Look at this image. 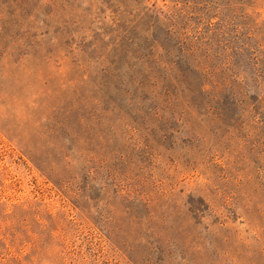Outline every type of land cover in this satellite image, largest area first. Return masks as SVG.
<instances>
[{
    "label": "rangeland",
    "instance_id": "rangeland-1",
    "mask_svg": "<svg viewBox=\"0 0 264 264\" xmlns=\"http://www.w3.org/2000/svg\"><path fill=\"white\" fill-rule=\"evenodd\" d=\"M0 264H264V0H0Z\"/></svg>",
    "mask_w": 264,
    "mask_h": 264
},
{
    "label": "trees",
    "instance_id": "trees-1",
    "mask_svg": "<svg viewBox=\"0 0 264 264\" xmlns=\"http://www.w3.org/2000/svg\"><path fill=\"white\" fill-rule=\"evenodd\" d=\"M174 13H171L170 15L167 13L165 14V17H169V19H166L169 25L172 24V17L179 15V12L177 14ZM225 26L226 24L222 23L215 24L213 26H210L209 23H207L201 34L198 35L196 43L193 46L194 49L187 55L189 57H193V55H195V57L197 55H200V61L206 62L208 58L213 56V54L219 53L221 49H225L226 47H228L231 39L228 40V37L224 36V32L229 33V30L224 28ZM221 30L223 31L221 32ZM189 47L190 46H188L187 48ZM79 194L81 195V193Z\"/></svg>",
    "mask_w": 264,
    "mask_h": 264
}]
</instances>
